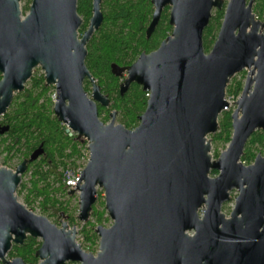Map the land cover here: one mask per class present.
Segmentation results:
<instances>
[{
	"label": "water",
	"instance_id": "1",
	"mask_svg": "<svg viewBox=\"0 0 264 264\" xmlns=\"http://www.w3.org/2000/svg\"><path fill=\"white\" fill-rule=\"evenodd\" d=\"M21 2L0 0V117L40 68L45 84L55 87V117L87 142L88 161L70 191L79 194L78 218L90 220L103 190L112 225L95 228L94 254L77 241L75 225L61 219L58 226L19 200L41 145L15 168L0 162V261L26 264L6 256L30 236L42 241L39 264H227L217 258L264 264V154L249 165L241 160L252 135L264 131V22L253 11L255 0H229L209 52L204 30L224 0H151L147 37L167 7L172 33L131 65L111 64L114 75L125 77L122 96L133 83L148 93L134 129L116 123V110L109 122L101 120L99 106L109 108L111 100L86 65L87 45L104 21L103 0H92L83 34L78 0H32L25 15ZM245 69L231 140L214 158L209 136L229 106L231 80ZM8 130L0 126V134ZM233 190L238 195L227 218L222 206Z\"/></svg>",
	"mask_w": 264,
	"mask_h": 264
},
{
	"label": "trees",
	"instance_id": "2",
	"mask_svg": "<svg viewBox=\"0 0 264 264\" xmlns=\"http://www.w3.org/2000/svg\"><path fill=\"white\" fill-rule=\"evenodd\" d=\"M28 6H25L27 9ZM102 11L104 22L89 41L86 65L101 87L103 94L111 100L109 108L99 106V117L108 122L110 112L117 111L121 124L134 129L140 122L139 117L147 107L148 93L142 87L133 83L124 96L120 94L122 77L114 75L111 64L120 67L131 65L141 53L155 50L171 33L169 24V7L162 13L160 23L155 33L147 38L146 28L153 13L151 0H103ZM254 11L259 18L264 16V0H257ZM78 13L83 18V31L92 15V0H78ZM224 10L213 14L209 25L204 30L203 41L206 52H209L217 38ZM237 74L227 88V97L237 98L243 89V80H238ZM2 75L0 73V80ZM85 89L90 91V83L85 82ZM53 86L45 84L44 74H34L23 92L17 93L7 113L2 116L0 126H9V130L0 134V154H5L3 165H8L14 159L29 158L42 145L44 153L29 164L18 189V195L25 194L28 207L38 199L44 213L50 208L58 215L66 210L56 194L67 193L66 174L83 166L86 160L87 142L76 136H69L66 126L60 123L54 115V100L51 96ZM232 110H225L220 118L219 131L212 135L213 141L230 142L232 128ZM104 116V117H103ZM264 148V131H256L246 144L243 162H251L257 155V147ZM254 150V151H253ZM213 171L212 174H217ZM29 175V182L23 179ZM101 197V193L98 192ZM35 200V201H34ZM104 204V202H102ZM107 212L100 211L94 204L91 217L93 221L84 224L82 234L85 246L93 249L99 236L95 228L105 220ZM73 222V221H72ZM36 240L29 238L28 249L21 253L26 262H35L33 246ZM67 264H76L69 262Z\"/></svg>",
	"mask_w": 264,
	"mask_h": 264
},
{
	"label": "rangeland",
	"instance_id": "3",
	"mask_svg": "<svg viewBox=\"0 0 264 264\" xmlns=\"http://www.w3.org/2000/svg\"><path fill=\"white\" fill-rule=\"evenodd\" d=\"M31 2L32 0H23L22 3H21V8H22V11H23V14L25 15L26 12H28L29 8H30V5H31ZM229 2V0H224V6H223V10H224V14H225V9H226V6H227V3ZM25 6H28L27 9H25ZM218 9H214L213 10V14H215V12L217 11ZM221 10V9H220ZM224 18V16H223ZM223 21V19H222ZM222 23V22H221ZM172 32V31H171ZM170 35V34H169ZM44 74V72L40 69V68H36L35 69V72L34 74ZM125 77L122 78L121 82L123 81ZM238 80H243V85H244V82H245V79H246V74L245 73H241L238 75L237 77ZM98 84V83H97ZM92 91V88H91V84H90V91L89 93H91ZM56 91H55V87H53V92H51V96L53 97V100H55V96H56ZM240 97V95L237 97V98H234L232 97L230 99V102H231V109L232 111H234V109L236 108V101L238 100V98ZM114 111V110H113ZM112 112V111H111ZM110 112V113H111ZM104 117V116H103ZM0 120H2V117H0ZM111 120L110 118V115H109V119H108V122ZM116 123H121L119 121V117H116ZM211 139H212V154H213V157L214 158H218V156L228 147L229 145V142H225V141H213V137L212 135L209 136ZM257 151H256V154L258 155L259 153L261 154H264V148H261L260 150V147L258 146L257 147ZM254 151V150H253ZM256 155V156H257ZM4 156L5 154H0V162L3 163V159H4ZM255 156V157H256ZM255 157L252 159L251 162H244L246 165H249V164H252L255 160ZM23 161V159L21 158H17V159H14V161H12V163L6 165L10 168H15L18 164H20L21 162ZM74 169V168H73ZM218 174V173H217ZM216 175V174H215ZM212 174V176H215ZM30 180V176L27 175L23 181L25 182H29ZM72 189H68V192L67 193H60L58 192L55 196L57 199H59L63 205L66 207V210H61L59 212L58 215H52L54 214L55 210L53 208H50L46 211V213L43 212L42 210V206L40 205V200L41 199H38L37 201H35L34 203H32V205L29 207L30 209H32L35 213L39 214V215H43V216H46L48 217L53 223H55L56 225L60 226V220L62 219V216L60 215L61 213H63L64 215L67 216L66 220L68 221V223L70 224V226H76L77 227V230H78V235H77V241L82 245L83 249L86 250L87 252H92L94 254H96V252L98 251V246H99V240L97 241L96 245H92L93 246V249L91 248H87L85 246V242H84V237H83V234L81 233L82 232V229H83V226H84V222H81L78 218V215H79V194L78 193H75V194H70V191ZM18 192V191H17ZM98 192L101 193V197L98 196V199H97V202L95 203V205H97V208L102 211V209L104 208L105 209V198H104V192L103 190H99ZM18 194V193H17ZM25 194H22V195H18L19 196V200L24 203L25 205H27L25 203ZM233 198L237 196V192H234L232 194ZM102 202H104V204H102ZM235 206V201L234 199L225 205L223 211L229 215L230 212L232 211V209L234 208ZM28 207V206H27ZM106 217L109 218L108 214L106 215ZM91 221L94 222L93 220V217L90 218ZM89 220V221H90ZM73 221V222H72ZM88 221V222H89ZM102 226L104 227H110L112 225V220L109 218V220H105L102 224ZM71 263V262H70ZM78 264V263H76Z\"/></svg>",
	"mask_w": 264,
	"mask_h": 264
},
{
	"label": "flooded vegetation",
	"instance_id": "4",
	"mask_svg": "<svg viewBox=\"0 0 264 264\" xmlns=\"http://www.w3.org/2000/svg\"><path fill=\"white\" fill-rule=\"evenodd\" d=\"M23 1V0H22ZM22 3V2H21ZM152 3V2H151ZM256 3H257V0H255V3H254V6H253V11H254V8H255V5H256ZM153 5V4H152ZM165 10V9H164ZM153 12H154V7H153ZM164 12V11H163ZM169 12H170V8H169ZM27 13V12H26ZM254 13H255V11H254ZM153 14V13H152ZM255 15H256V13H255ZM92 16V15H91ZM256 17H257V19H259V20H261L262 22H264V16H263V18H259L257 15H256ZM83 19V18H82ZM151 20H152V17H151ZM161 20V19H160ZM89 21H90V19H89ZM104 22V21H103ZM150 23H151V21H150ZM150 23H149V25H150ZM160 23V22H159ZM83 24H84V20H83ZM88 24H89V22H88ZM88 24H87V27L83 30V31H81V29L83 28V25H82V27L80 28V33L81 34H83L86 30H87V28H88ZM103 24V23H102ZM149 25L147 26V28L149 27ZM159 25V24H158ZM158 27V26H157ZM172 27V26H171ZM147 28H146V31H147ZM157 29V28H156ZM156 29H155V31H156ZM172 30H173V28H172ZM98 31V30H97ZM155 31H154V33H155ZM96 33V32H95ZM94 33V34H95ZM153 33V34H154ZM172 33V32H171ZM170 33V34H171ZM152 34V35H153ZM151 35V36H152ZM146 36H147V34H146ZM150 36V37H151ZM169 36V35H168ZM147 38H149V37H147ZM161 44V43H160ZM159 47V46H158ZM157 47V48H158ZM156 48V49H157ZM152 52V51H151ZM242 74L243 73H245L246 74V78H247V75H248V70H243L242 72H241ZM241 73H239V74H241ZM245 81H246V79H245ZM244 84H245V82H244ZM244 86V85H243ZM215 176H217V174L215 175ZM234 192H237V195H238V191L237 190H233V191H231L230 192V197H231V199H230V201H227V202H225L224 204H223V206H222V213H224L225 214V216L227 217V218H230V216H231V213H232V211H233V209H232V211L230 212V214L229 215H227L224 211H223V209H224V207H225V205L226 204H228V203H230L233 199H234V201H235V198L236 197H234L233 198V196H232V194L234 193ZM235 207V206H234ZM63 213H61L60 215L62 216V219H65L66 220V218H67V216L66 215H62ZM200 215L201 216H203V212H200ZM50 220V219H49ZM52 222V221H51ZM55 224V223H54ZM60 225H61V220H60ZM192 236H194V234H195V232L193 231V232H191L190 233ZM29 238H32V237H27V239L25 240V242L23 243V244H15V243H13V245H12V248H11V250L7 253V259H9V260H11V259H14V258H22L24 261H25V259H24V257L22 256V255H20L21 253L23 254V251L22 250H24V249H28V246H27V244H28V242H29ZM33 239H35L36 240V242H35V244H34V246H33V249L32 250H34V256L32 257H30V256H27V258H37V260L35 261V262H26L25 261V263L26 264H39L40 263V261H41V259L39 258V256H37V251L39 250V248L41 247V245H42V241H41V239H39V238H33ZM28 250H30V249H28ZM218 260H220V261H223V260H225V263H227V264H234V260H235V258H217ZM223 259V260H222ZM0 264H3L1 261H0Z\"/></svg>",
	"mask_w": 264,
	"mask_h": 264
},
{
	"label": "built area",
	"instance_id": "5",
	"mask_svg": "<svg viewBox=\"0 0 264 264\" xmlns=\"http://www.w3.org/2000/svg\"><path fill=\"white\" fill-rule=\"evenodd\" d=\"M231 98L232 97H227V100L229 102V106L227 107V110L231 109V102H230ZM66 132L68 133L69 136H76L77 137V134L75 132H73L71 129H69L67 126H66ZM88 158H89V151L87 148L85 164L83 166L76 168V169L67 171L66 185L68 186L69 189H73L78 185V182H79L80 176H81V172L84 169V167L88 161Z\"/></svg>",
	"mask_w": 264,
	"mask_h": 264
}]
</instances>
